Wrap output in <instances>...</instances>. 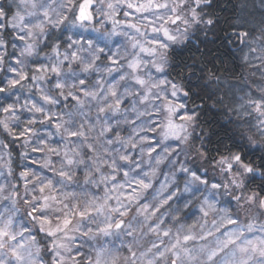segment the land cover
<instances>
[{
  "label": "clouds",
  "instance_id": "clouds-1",
  "mask_svg": "<svg viewBox=\"0 0 264 264\" xmlns=\"http://www.w3.org/2000/svg\"><path fill=\"white\" fill-rule=\"evenodd\" d=\"M0 264H264V0H0Z\"/></svg>",
  "mask_w": 264,
  "mask_h": 264
}]
</instances>
